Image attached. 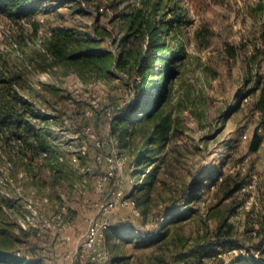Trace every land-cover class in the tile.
Here are the masks:
<instances>
[{
    "label": "rangeland",
    "instance_id": "1",
    "mask_svg": "<svg viewBox=\"0 0 264 264\" xmlns=\"http://www.w3.org/2000/svg\"><path fill=\"white\" fill-rule=\"evenodd\" d=\"M173 2L164 0L163 10ZM178 2L187 12L179 33L187 58L168 103L177 130L155 163L160 168L151 185L145 183V174L155 164L138 174L128 166L144 133L119 139L112 131L115 114L134 96L128 74L108 68L102 59L67 60L49 45L59 28L77 37L95 33L99 45L115 49L116 57L123 48L127 14L142 0H50L29 19L15 21L0 14V69L21 76L17 86L28 98L26 118L46 148L20 159L17 143L5 145L0 135V251L12 256L0 259V264H25L23 257H13L17 251L46 256L43 241L68 226L79 236L91 218L131 221L146 232L156 230L159 215L183 199L188 187L190 192L195 189L193 201L158 237L128 242L106 237L99 247L107 252V264H192L201 246L218 245L216 234L224 219L233 225L232 245L226 250L217 247L205 264L229 262L247 252L258 255L256 246L264 232V143L256 152L249 149L260 121L254 109L258 91L247 93L253 87L249 54L264 22V8H256L264 0ZM207 28L212 31L209 44L203 38ZM227 43L236 47L235 57L227 54ZM76 49L75 44L66 48L68 53ZM89 127L105 141L102 148L88 136ZM111 152L125 158L121 186L139 201L138 218L123 206L110 215L98 211L115 189L112 183H101L107 164L97 162L95 154ZM236 174L251 183L227 196L220 182ZM33 210L40 216L34 219ZM44 221L51 223L46 227ZM35 222L44 228L40 235ZM51 250L55 258L58 251Z\"/></svg>",
    "mask_w": 264,
    "mask_h": 264
},
{
    "label": "trees",
    "instance_id": "2",
    "mask_svg": "<svg viewBox=\"0 0 264 264\" xmlns=\"http://www.w3.org/2000/svg\"><path fill=\"white\" fill-rule=\"evenodd\" d=\"M48 1L50 0H0V14L15 21L29 19L42 10ZM176 1L169 3L165 12L162 8L165 6L164 0H142L141 6L135 7L127 14V32L121 39L123 48L116 57L112 51L99 45L100 39L89 36L77 37L65 28L54 30L49 42L53 51L67 60L102 59L108 68L115 66L128 74L134 96L115 114L112 131L119 139L129 138L138 131L144 133L134 157L128 164L131 165L134 174L146 173L144 170L147 167L157 163L161 159L160 154L168 148L176 135L175 119L172 117L171 109H168V103L174 89L172 83L181 74V67L187 58L185 45L179 39V33L187 21V12L181 6V2H178L180 0ZM261 4L258 3L259 7L256 10L264 8V4ZM168 13L172 15L169 18ZM205 31L207 34L203 38L207 39L209 44L212 31L208 28ZM254 38L249 54V64L253 67L250 73L253 87L247 95L258 91L254 109L259 114L260 126L253 132L249 143L252 152L258 151L264 143V132L261 131L264 128V22ZM69 44H75L77 49L68 53L66 48ZM225 50L230 57L237 55V49L233 44L227 43ZM20 77L0 69V135L5 145L17 143L16 153L23 159L29 152L33 157L46 148L45 142L41 141L37 134L38 129L26 118L28 98L17 86L20 85ZM159 168L160 164H155L149 173L145 174L146 184L151 185L156 180ZM250 183L251 179L246 177L241 179L239 174L227 176L220 182L221 185H226L227 196L242 190ZM189 189L188 187L184 190L183 199L163 210L159 215L160 227L153 230L152 234L141 230L131 221H115L111 222L105 238L128 242L134 238L148 241L158 237L166 224L185 213L188 203L193 201L195 196L193 197L192 192L195 189L191 192ZM136 201L140 208L139 201L137 199ZM244 201L245 199L239 200L236 207L242 205ZM234 211L235 207H232V213ZM232 230L233 225L224 219L219 224L216 234L218 245L201 246L192 264H205L206 256L215 252L217 247L222 250L231 247ZM262 233L260 244L256 246L258 255L247 252L236 255L229 262L217 264H264V232ZM18 252H15L13 257H23L25 264H56L52 260L49 261L50 258L45 255L36 257L33 253L22 255ZM0 259H12V256L1 250Z\"/></svg>",
    "mask_w": 264,
    "mask_h": 264
},
{
    "label": "built area",
    "instance_id": "3",
    "mask_svg": "<svg viewBox=\"0 0 264 264\" xmlns=\"http://www.w3.org/2000/svg\"><path fill=\"white\" fill-rule=\"evenodd\" d=\"M83 5L86 6L85 2H83ZM93 36L96 38H100L95 33H93ZM112 50L113 52H116L115 49ZM90 129V127L87 129L88 136L91 138L97 149L102 148L105 144V141L97 138L95 133ZM87 148V144H84L82 146V150L84 153L87 151ZM95 159L99 163L105 162L107 164V170L101 176V183H112L115 189L112 190L111 196L107 197L103 200V202L99 204L98 211L103 215H110L118 206H123L130 208L133 216H142L141 209L139 208L136 199L133 196L127 195L124 191V188L121 186L125 158H120L115 153L111 152L107 154L96 153ZM39 216L40 215L38 214V212L36 210H33V218L35 219ZM57 217L61 218V213L57 214ZM50 223L51 222L44 221L43 226L48 227ZM110 224L111 222L107 219L91 218L84 232L76 240L75 247L67 253L68 261L62 264H75L77 261H80L81 264H107V252L99 247V245L105 239L106 232ZM23 226L24 228H26L25 224H23ZM34 227L35 232L39 235L44 231V228L42 227V225L39 226L38 222L34 223ZM152 232L153 230H151L149 234H152ZM72 239V235L68 233L63 238V240L65 241H70ZM18 254H21V252H18Z\"/></svg>",
    "mask_w": 264,
    "mask_h": 264
},
{
    "label": "crops",
    "instance_id": "4",
    "mask_svg": "<svg viewBox=\"0 0 264 264\" xmlns=\"http://www.w3.org/2000/svg\"><path fill=\"white\" fill-rule=\"evenodd\" d=\"M114 221H116V220H114ZM74 232L75 231L73 230V228L71 226H68L64 230H58V233H59L58 236L57 237L53 236L50 240H48L49 242H47V241H43L42 242V244L47 247V249H46V247H44L45 248V250H44L45 253L44 254H47L46 256H48V258H50L49 261L52 260L56 264H62L64 262L68 261L67 253L70 250H72V248L75 247L76 240L80 236V235L76 236ZM67 233L72 235V237H73L72 240H70V241L63 240L64 236ZM81 234H82V232H81ZM61 240H63V241H61ZM50 245L52 247H50ZM50 249H57L58 252H56L55 258L51 257V255L53 256L54 252H52V250L50 251ZM75 264H81V262L77 261Z\"/></svg>",
    "mask_w": 264,
    "mask_h": 264
}]
</instances>
